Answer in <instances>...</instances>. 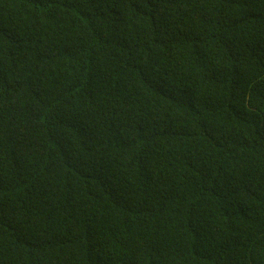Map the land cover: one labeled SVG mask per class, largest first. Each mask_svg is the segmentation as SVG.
I'll use <instances>...</instances> for the list:
<instances>
[{
  "label": "trees",
  "instance_id": "obj_1",
  "mask_svg": "<svg viewBox=\"0 0 264 264\" xmlns=\"http://www.w3.org/2000/svg\"><path fill=\"white\" fill-rule=\"evenodd\" d=\"M0 264H264V0H0Z\"/></svg>",
  "mask_w": 264,
  "mask_h": 264
}]
</instances>
